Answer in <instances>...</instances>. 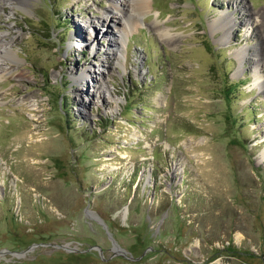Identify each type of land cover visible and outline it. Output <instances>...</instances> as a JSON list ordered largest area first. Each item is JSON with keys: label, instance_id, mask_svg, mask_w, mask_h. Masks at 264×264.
I'll list each match as a JSON object with an SVG mask.
<instances>
[{"label": "rangeland", "instance_id": "rangeland-1", "mask_svg": "<svg viewBox=\"0 0 264 264\" xmlns=\"http://www.w3.org/2000/svg\"><path fill=\"white\" fill-rule=\"evenodd\" d=\"M4 1L0 264H264V0Z\"/></svg>", "mask_w": 264, "mask_h": 264}, {"label": "bare ground", "instance_id": "bare-ground-1", "mask_svg": "<svg viewBox=\"0 0 264 264\" xmlns=\"http://www.w3.org/2000/svg\"><path fill=\"white\" fill-rule=\"evenodd\" d=\"M6 1H4V2H6ZM9 1L13 2L14 4H18V3L25 4V0H9ZM0 5H1V3H0ZM150 6H151V4H150L149 0H110L108 7H110L112 9L114 16L117 18V25L119 28L116 31L117 37L115 39L109 40L110 46L112 45V47L115 48V50L112 51L110 48H108L107 50H108V53H110V55L115 56L114 60L117 59L118 63H120V60H119L120 58H123L124 61L126 60V54H127L126 50H125L126 40L128 38V35L131 32V29L134 26L138 25L137 17L141 14H144V12L146 10H148L150 8ZM245 10H246V8H245ZM236 11H238V13H240L241 8H236ZM102 13H104V12H102ZM243 15L247 16V13L243 12L241 16H243ZM99 16H100L99 21L101 19L105 22L106 21H112L111 18L109 19V16H107V15L103 16V14H99ZM257 17H259V19H260V23H259L260 26H259L258 30L260 31V35L261 34L264 35V12L258 11ZM231 21L233 22V20L228 15H225L224 19L220 16L214 21V25H215V28H222V29L224 28V37H225L231 33V27L233 25V23L231 24ZM154 25L158 26V23H154ZM97 33L100 34L101 32L98 30ZM6 35H7V33H4L0 37V57L8 56V58H10L11 60H13L14 58L16 59V58H18V56L14 51L15 49L12 48L14 39L12 38L10 40H7ZM94 37L96 38V36H94ZM96 43H95V39L92 41L90 40V47L95 48ZM110 51H112V52H110ZM242 52H243L242 50L241 51L239 50L238 54H240L241 58L244 59ZM263 57H264V47L261 50V58H263ZM260 60L261 59L258 58V61H260ZM122 65H124V64H122ZM262 68H263V66H259V68L257 67L256 71L261 72ZM91 69H93L94 71H91ZM88 70H90V71H88ZM108 71H109V69H108ZM104 72H106V71H102V70L100 71L99 67H96V68L90 67L89 69L84 68V69L80 70L79 72H74V73H72V75L81 84H83L85 82V79H86L88 74L91 77L94 76V79H95L94 81H95L96 87L103 88L105 80H106ZM1 75H2V73H0V77H1ZM98 88H96L95 94L99 91ZM261 154L264 157V150H263V152H261Z\"/></svg>", "mask_w": 264, "mask_h": 264}]
</instances>
